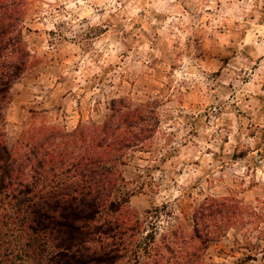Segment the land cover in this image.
I'll return each mask as SVG.
<instances>
[{"label": "clouds", "instance_id": "clouds-1", "mask_svg": "<svg viewBox=\"0 0 264 264\" xmlns=\"http://www.w3.org/2000/svg\"><path fill=\"white\" fill-rule=\"evenodd\" d=\"M0 264H264V0H0Z\"/></svg>", "mask_w": 264, "mask_h": 264}]
</instances>
